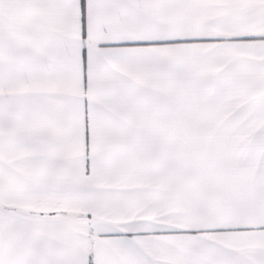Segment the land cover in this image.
<instances>
[{
    "label": "crops",
    "instance_id": "crops-1",
    "mask_svg": "<svg viewBox=\"0 0 264 264\" xmlns=\"http://www.w3.org/2000/svg\"><path fill=\"white\" fill-rule=\"evenodd\" d=\"M0 264H264V0H0Z\"/></svg>",
    "mask_w": 264,
    "mask_h": 264
}]
</instances>
